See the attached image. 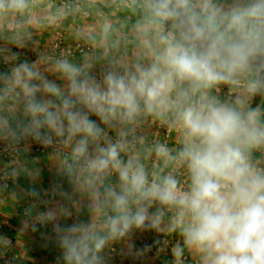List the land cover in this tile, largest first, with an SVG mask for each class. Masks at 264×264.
<instances>
[{
    "label": "clouds",
    "instance_id": "clouds-1",
    "mask_svg": "<svg viewBox=\"0 0 264 264\" xmlns=\"http://www.w3.org/2000/svg\"><path fill=\"white\" fill-rule=\"evenodd\" d=\"M31 3L0 0V19ZM120 3L136 17L131 55L97 71L99 57L10 52L0 71V140L59 152L57 171L79 197L54 186L78 211L37 213L61 264H109L106 250L138 231L178 237L169 264H264V0ZM113 31L105 20L117 50ZM148 121L176 145L149 143Z\"/></svg>",
    "mask_w": 264,
    "mask_h": 264
},
{
    "label": "crops",
    "instance_id": "crops-1",
    "mask_svg": "<svg viewBox=\"0 0 264 264\" xmlns=\"http://www.w3.org/2000/svg\"><path fill=\"white\" fill-rule=\"evenodd\" d=\"M79 1L90 10V17L84 18L78 13L65 12L63 19L51 22L49 18L58 10L65 11L57 0H32L27 12L10 14L0 19V71H6L10 66L6 63L10 52H18L20 60L55 59L40 54V50L53 39L61 26L66 29L70 27L66 33L68 42L85 41L94 47L93 56L83 55L71 59L74 62L99 57L96 60V70L99 71L105 64L107 56L125 53L131 55L133 44L129 43L130 31L136 17L120 3V0ZM29 19H32L33 23L29 24ZM105 20L113 25L114 31L110 40L120 41L117 50H110L108 42L103 40L102 25ZM45 66L41 65L42 68ZM49 78L56 79L51 75ZM256 102H259V98ZM143 132L149 143L158 141L169 147H174L177 143L175 133L169 132L157 122H146ZM0 144L9 145L5 140H0ZM59 159V152L41 155L26 147L16 160L2 161L9 171L10 188L0 184V264H61L56 234L47 227L33 224L35 218L39 219L38 212L57 204H65L74 213L78 211V206L71 200L62 199L52 191L54 186L59 185L61 190L69 192L72 200L79 199L70 192L67 182L63 185L59 181L60 174L57 171ZM32 188L39 191V198H34L30 194ZM33 199L39 200L40 204L32 206ZM26 205H31L29 215L23 214ZM81 218H86V214L82 212ZM66 222L71 223V219ZM143 234L146 240L142 239ZM177 239L175 235L158 234L153 231L135 232L130 238L115 243L118 247L117 255L109 264H155L158 256L156 248L160 244L157 241L168 240L173 245ZM146 246L150 247L146 249Z\"/></svg>",
    "mask_w": 264,
    "mask_h": 264
},
{
    "label": "built area",
    "instance_id": "built-area-1",
    "mask_svg": "<svg viewBox=\"0 0 264 264\" xmlns=\"http://www.w3.org/2000/svg\"><path fill=\"white\" fill-rule=\"evenodd\" d=\"M58 2L63 7V9L70 14L78 13L84 18L90 17V10L85 7L79 0H58ZM65 35L66 31H64L63 29H59L51 43L47 45L43 50H41L40 53L52 56L54 58H58L60 56H67L69 59H75L83 55L93 56L95 54L94 47L90 43L85 41L71 43L67 41ZM26 147L31 148L32 151L41 155L57 152L53 151L50 148H44L35 142H30L27 144L22 142L20 145L17 146H12L10 144H0V184L3 185L5 188H10V175L9 171L4 165L5 163H3L2 161L5 160L11 162L16 160L20 156L22 150ZM39 204V200H32V206H37ZM30 209L31 205L24 206L23 214L29 215ZM38 220L39 219L35 218L33 224L39 225L40 227H47L52 232H54L53 227L51 225L41 224L38 222ZM141 237L143 240H146V236L144 234L141 235ZM171 247L172 244L168 240H163L162 243L157 246L156 250L158 252V256L155 264H169V262L172 260V257L170 259L167 258L171 256ZM117 251V244L112 245L107 250L109 262L111 261V259H114L116 257Z\"/></svg>",
    "mask_w": 264,
    "mask_h": 264
},
{
    "label": "rangeland",
    "instance_id": "rangeland-1",
    "mask_svg": "<svg viewBox=\"0 0 264 264\" xmlns=\"http://www.w3.org/2000/svg\"><path fill=\"white\" fill-rule=\"evenodd\" d=\"M57 2H58V0H57ZM58 4H59V2H58ZM64 12H66V11H64ZM58 26H61V25H58ZM69 26H70V25H69ZM59 28L63 29V30L66 31V33H67V32H69V28H70V27H68V29H66V28H62V26H61V27H59ZM55 35H56V34H55ZM54 37H55V36H54ZM54 37H53V39H54ZM65 37H67V36L65 35ZM53 39H52V40H53ZM52 40H51V41H52ZM51 41H48L46 44H44V45L41 47V50H43L47 45H49V44L51 43ZM41 50H40V51H41ZM40 54H42V53H40ZM45 55H46V54H45ZM48 56H49V55H48Z\"/></svg>",
    "mask_w": 264,
    "mask_h": 264
},
{
    "label": "trees",
    "instance_id": "trees-1",
    "mask_svg": "<svg viewBox=\"0 0 264 264\" xmlns=\"http://www.w3.org/2000/svg\"><path fill=\"white\" fill-rule=\"evenodd\" d=\"M58 179H59V181H60L63 185H65L66 180L64 179L63 176L59 175Z\"/></svg>",
    "mask_w": 264,
    "mask_h": 264
}]
</instances>
